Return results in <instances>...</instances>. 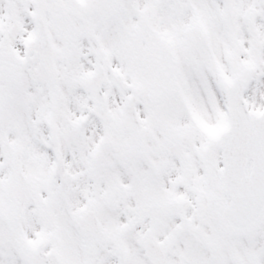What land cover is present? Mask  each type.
<instances>
[{
    "label": "snow or ice",
    "instance_id": "snow-or-ice-1",
    "mask_svg": "<svg viewBox=\"0 0 264 264\" xmlns=\"http://www.w3.org/2000/svg\"><path fill=\"white\" fill-rule=\"evenodd\" d=\"M0 264H264V0H0Z\"/></svg>",
    "mask_w": 264,
    "mask_h": 264
}]
</instances>
